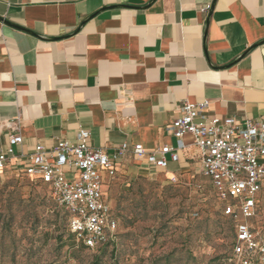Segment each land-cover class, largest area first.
Returning a JSON list of instances; mask_svg holds the SVG:
<instances>
[{
	"label": "crops",
	"instance_id": "1",
	"mask_svg": "<svg viewBox=\"0 0 264 264\" xmlns=\"http://www.w3.org/2000/svg\"><path fill=\"white\" fill-rule=\"evenodd\" d=\"M185 100H208V117L264 120V0H0V152L14 129L23 136L6 170L86 127L110 153L128 143L118 173L190 172L201 166L191 134L167 168L132 151L176 146Z\"/></svg>",
	"mask_w": 264,
	"mask_h": 264
},
{
	"label": "rangeland",
	"instance_id": "2",
	"mask_svg": "<svg viewBox=\"0 0 264 264\" xmlns=\"http://www.w3.org/2000/svg\"><path fill=\"white\" fill-rule=\"evenodd\" d=\"M106 185L120 239L89 248L68 230L49 187L0 170V264H228L233 222L200 166L174 177L117 173ZM252 224L264 236V188Z\"/></svg>",
	"mask_w": 264,
	"mask_h": 264
},
{
	"label": "built area",
	"instance_id": "3",
	"mask_svg": "<svg viewBox=\"0 0 264 264\" xmlns=\"http://www.w3.org/2000/svg\"><path fill=\"white\" fill-rule=\"evenodd\" d=\"M210 8V5L208 6ZM209 101L185 100L181 114L169 128L177 145L165 144L147 151L133 146L137 159L156 168H167L180 159L183 137L191 134L200 150L201 172L211 179L225 214L236 220V236L229 264H264V236L252 228L257 201L264 188V120L238 122L233 116L203 115ZM76 140L60 139L53 146L37 143L28 163L17 170L48 185L54 199L68 213V229L78 243L89 248L117 242L119 221L104 191L105 176L114 178L118 160L129 150L123 142L110 153L89 143L90 130L80 127ZM22 134H9V147L0 152V170L15 157Z\"/></svg>",
	"mask_w": 264,
	"mask_h": 264
},
{
	"label": "trees",
	"instance_id": "4",
	"mask_svg": "<svg viewBox=\"0 0 264 264\" xmlns=\"http://www.w3.org/2000/svg\"><path fill=\"white\" fill-rule=\"evenodd\" d=\"M209 178V177H208ZM30 179L32 180V181H35V182H39V183H41L39 180H37V179H33V178H31L30 177ZM111 180V179H110ZM209 180H210V182H211V179L209 178ZM212 183V182H211ZM43 184V183H42ZM46 185V184H45ZM47 187H48V185H46ZM213 186V185H212ZM214 189V188H213ZM214 192H215V194H216V196H217V193H216V190L214 189ZM217 198H218V196H217ZM219 199V198H218ZM222 204V203H221ZM257 204H258V201H257ZM221 206V208H222V210H223V213L225 214V212H224V209H223V205H220ZM113 208V212H114V214L116 215V217L118 218V221H119V224H120V219H119V216H118V214H117V210H116V207L113 205L112 206ZM64 214H65V219H66V222H67V226H68V213L66 212V210L64 211ZM225 215H227V214H225ZM228 216H230V215H228ZM230 218L232 219V222H233V224H232V226H233V236H234V241H235V236H236V220L232 217V216H230ZM254 218V217H253ZM252 218V219H253ZM251 223H252V220H251ZM252 228L255 230V228H254V226H253V224H252ZM69 230V229H68ZM119 239H120V232L118 233V240H117V242H115V243H112V244H105V245H102V246H100V247H107V246H115V245H117V243H118V241H119ZM234 241H233V244H234ZM233 244H232V247H233ZM86 246V245H85ZM98 248V247H97ZM231 252H232V248H231ZM231 252H230V254H231ZM230 254L228 255V257L230 256ZM228 257H227V260H228ZM229 264V263H228Z\"/></svg>",
	"mask_w": 264,
	"mask_h": 264
}]
</instances>
